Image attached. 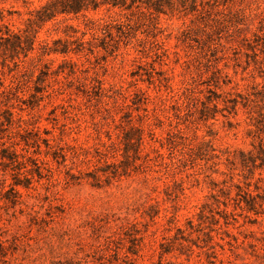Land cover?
Instances as JSON below:
<instances>
[{
    "label": "rangeland",
    "instance_id": "rangeland-1",
    "mask_svg": "<svg viewBox=\"0 0 264 264\" xmlns=\"http://www.w3.org/2000/svg\"><path fill=\"white\" fill-rule=\"evenodd\" d=\"M46 1L0 0V26ZM173 4L114 53L87 25L130 12L40 23L18 67L0 50V264H264V0ZM68 38L93 52L41 55Z\"/></svg>",
    "mask_w": 264,
    "mask_h": 264
},
{
    "label": "trees",
    "instance_id": "trees-1",
    "mask_svg": "<svg viewBox=\"0 0 264 264\" xmlns=\"http://www.w3.org/2000/svg\"><path fill=\"white\" fill-rule=\"evenodd\" d=\"M167 7V8H165ZM173 0H47L36 9L31 18L28 19V25L23 30L13 31L8 26H0V50L3 56V63L6 64L11 61L18 67V61L23 58H28L29 55L35 50V45L38 40L35 26L52 21L59 16H79L85 15L86 12L93 11L98 12L101 9H106L107 12L120 11L130 12L126 20L119 21L114 20L111 22L102 20H91V31H98L101 34L100 47L105 51L114 53L119 49L122 42H127L131 39H137V27H141L144 24L145 19L148 16H160L161 14L169 15L167 12L173 10ZM86 16V15H85ZM99 22L98 27H95V23ZM140 25V26H139ZM154 25V24H153ZM157 29L154 26V30ZM95 35V34H94ZM153 35V38H155ZM139 42L144 41L137 39ZM93 44L92 41L86 42L80 39L73 40L57 39L52 42H46L42 45L41 55L62 54L67 55L69 53H81L86 49L92 53V48H86L85 45ZM44 74V72H41ZM36 89V93L40 90ZM4 121H0V131L5 132L13 126L14 117L13 113L9 110L3 112ZM0 159L7 164L18 163V155L16 153H10L5 147V143H2ZM216 157H218L216 155ZM2 163V162H1ZM3 164V163H2ZM37 166V163H35ZM39 168V166H37ZM246 205L250 211L255 210V198L246 200Z\"/></svg>",
    "mask_w": 264,
    "mask_h": 264
}]
</instances>
